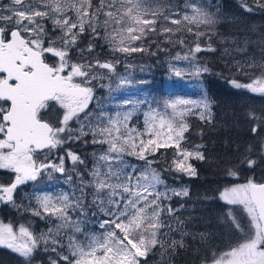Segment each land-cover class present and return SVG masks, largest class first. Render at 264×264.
<instances>
[{
	"label": "rangeland",
	"instance_id": "obj_1",
	"mask_svg": "<svg viewBox=\"0 0 264 264\" xmlns=\"http://www.w3.org/2000/svg\"><path fill=\"white\" fill-rule=\"evenodd\" d=\"M88 1L8 0L2 4L9 16L19 21L26 19L30 32L45 37L51 46L68 56L75 42L73 26L81 25L74 22L75 11L81 8L80 19L84 20ZM138 2L110 0L98 11L102 14V41L111 49L108 59L97 63L82 54V50L76 51L78 55L73 62L85 74L82 81L92 87L75 103L74 126L70 125L73 111L68 109L67 102H59L65 109L64 121L58 124L54 138L57 166L62 172L44 171L36 179L19 182L30 183L21 209L50 223L48 231L33 240L32 218L25 227L0 222V247L32 257L37 244H59L53 237L68 236L71 264H141L142 258L154 249L161 261L173 262L176 247L192 235L193 215L180 214L191 207L171 203L173 196H185L187 187L167 183L145 159L158 147L173 145L178 148L174 169L195 176L191 160L201 158L202 153L180 144L187 119L211 118L212 102L200 77L208 68L192 52L183 54L180 50L179 55L167 58L168 72L162 85L151 80L153 71L134 56L139 38L152 23L145 14L147 9ZM195 9L198 6L189 5L185 13L192 15ZM173 16L182 19L177 12L163 16L166 23L162 29L166 32L173 28ZM258 31L245 35L233 32L236 46L233 37H222L221 42L230 39L233 43L226 44L222 52L230 55L235 71L241 75L239 83H244L243 87L258 100L257 105L264 107V46L256 45L252 48L255 52L246 53L247 42L263 40L264 29ZM224 35L227 34L218 33ZM180 44L175 42L176 47ZM117 65L121 70L114 68ZM97 91L103 95H96ZM86 134L104 147L96 154L90 171H85L88 179L83 172L75 171L78 156L66 148L78 135ZM65 148L66 151H60ZM15 186L12 195L7 194L6 204L15 199ZM236 188L235 191H250L248 182L236 184ZM245 216L234 209L225 214L231 224L243 221ZM228 259L210 264H230Z\"/></svg>",
	"mask_w": 264,
	"mask_h": 264
},
{
	"label": "trees",
	"instance_id": "obj_2",
	"mask_svg": "<svg viewBox=\"0 0 264 264\" xmlns=\"http://www.w3.org/2000/svg\"><path fill=\"white\" fill-rule=\"evenodd\" d=\"M108 3L110 0H89L84 20L80 19L81 8L75 11L74 22L81 23L73 26L75 42L71 49L75 51V57L78 55L76 51L82 50V54L85 53L97 63L108 59L111 49L102 41V14L98 12ZM138 3L147 9L145 14L152 23L136 44L135 60L148 65L149 71H153L151 80H158V85H162L163 77L168 72L167 58L179 55L177 53H182L180 50H183V54L192 52L208 68L200 77L205 93L212 102L210 119L186 120L187 128L180 144L182 148L199 149L202 153L201 158L191 160L195 176L174 169L173 161L178 148L173 145L158 147L146 157L145 163L159 172L167 183L187 187L185 196L171 198V203L191 207L180 211V214L193 215L194 222L204 227L216 220L229 224L225 214L238 205L231 201L235 199L231 192L238 189L236 184L264 181V107L257 105L258 100L243 87L244 83H239L241 75L235 71L230 55L222 50L226 44L238 45L233 32H244L245 35L264 29V0H139ZM189 5L198 6L192 15L185 13ZM172 12H177L182 19L173 16V28L166 32L162 29L166 23L164 17H169ZM218 33L227 35L218 36ZM222 37H233L234 41L232 43L226 39L221 42ZM175 42H180V46L176 47ZM256 45L264 46V38L247 42L249 51L246 53L255 52L252 48ZM114 68L121 70L120 65ZM96 95L102 96L103 92L97 91ZM93 138L90 134L78 135L74 143L66 146L78 156L74 163L75 171L83 172L86 179L88 174L85 171H90L96 154L104 148ZM66 148L60 151H66ZM29 190V182L15 186V199L0 208V222L25 227L27 220L32 218L35 225L31 239L34 240L39 238L41 232L48 231L50 223L21 209L25 193ZM53 239L60 242V248L59 244H37L39 247H36L32 257L0 247V264H71L72 255L67 247L69 237ZM178 254L175 264H183L178 261L181 251ZM183 261L185 264L191 262L189 258ZM141 264L167 262L161 261L154 249L142 258Z\"/></svg>",
	"mask_w": 264,
	"mask_h": 264
},
{
	"label": "flooded vegetation",
	"instance_id": "obj_3",
	"mask_svg": "<svg viewBox=\"0 0 264 264\" xmlns=\"http://www.w3.org/2000/svg\"><path fill=\"white\" fill-rule=\"evenodd\" d=\"M7 1L0 0V92L4 93L5 84L8 87L14 86L17 78L24 73L30 72L31 79L40 78L45 73L44 64L51 71L52 78H62L63 82H68V87L81 86L89 90L92 84L82 81L85 74L73 62L75 51L71 49L66 56L58 48L51 46L45 37L43 39L40 34L30 32L26 19L19 21L7 14L2 4ZM51 77L47 75L50 81ZM79 99L74 95L55 92L52 97L39 103L35 110L36 118L51 126L50 139L53 144L41 150L28 145L15 152V144L6 138L8 122L4 119V114L10 109V102L2 99L0 95V164L5 165L0 167V183H4L0 185V205L9 202L7 194L12 195L13 187L21 180L36 179L42 172L53 169L56 173L62 171L57 166V143L54 138L58 124L64 121L65 109L59 102H67L68 109L73 111L70 125L74 126L75 103ZM231 193L235 198L231 201L238 205L230 209L244 212V220L233 224L216 220L205 227L199 222H193L190 225L191 230H194L192 235L176 247L174 258L177 259L181 251L178 260L180 263L185 264L183 259L189 258V264H210L229 257L227 262L230 264H264L261 225L250 191L239 190ZM167 264H175V261Z\"/></svg>",
	"mask_w": 264,
	"mask_h": 264
},
{
	"label": "water",
	"instance_id": "obj_4",
	"mask_svg": "<svg viewBox=\"0 0 264 264\" xmlns=\"http://www.w3.org/2000/svg\"><path fill=\"white\" fill-rule=\"evenodd\" d=\"M43 66L45 73L40 78L31 79L30 72L24 73L17 78L14 86L5 84L4 93L0 92L1 98L10 102V109L4 114V119L8 122L6 138L15 144V152L28 145L41 150L53 144L50 139L51 126L36 118L35 110L39 103L52 97L55 92L81 97L88 91L87 87H68V82H63L62 78H52L48 66ZM250 189L264 242V181L252 183Z\"/></svg>",
	"mask_w": 264,
	"mask_h": 264
},
{
	"label": "bare ground",
	"instance_id": "obj_5",
	"mask_svg": "<svg viewBox=\"0 0 264 264\" xmlns=\"http://www.w3.org/2000/svg\"><path fill=\"white\" fill-rule=\"evenodd\" d=\"M71 87H75V86H71ZM66 95H72V94H66ZM74 96H76V95H74ZM253 183H257V182H253ZM252 183H249V188H250V185H251ZM220 193H222V192H220ZM250 195H251V189H250Z\"/></svg>",
	"mask_w": 264,
	"mask_h": 264
}]
</instances>
